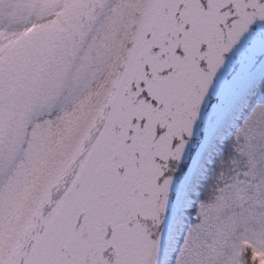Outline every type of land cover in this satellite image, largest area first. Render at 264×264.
<instances>
[{
	"label": "snow or ice",
	"instance_id": "snow-or-ice-1",
	"mask_svg": "<svg viewBox=\"0 0 264 264\" xmlns=\"http://www.w3.org/2000/svg\"><path fill=\"white\" fill-rule=\"evenodd\" d=\"M264 0H0V264H260Z\"/></svg>",
	"mask_w": 264,
	"mask_h": 264
},
{
	"label": "rangeland",
	"instance_id": "rangeland-1",
	"mask_svg": "<svg viewBox=\"0 0 264 264\" xmlns=\"http://www.w3.org/2000/svg\"><path fill=\"white\" fill-rule=\"evenodd\" d=\"M260 264H264V260H261Z\"/></svg>",
	"mask_w": 264,
	"mask_h": 264
}]
</instances>
